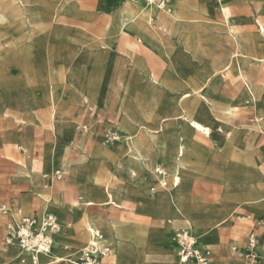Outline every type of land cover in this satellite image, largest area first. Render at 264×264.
Returning <instances> with one entry per match:
<instances>
[{"label":"rangeland","instance_id":"rangeland-1","mask_svg":"<svg viewBox=\"0 0 264 264\" xmlns=\"http://www.w3.org/2000/svg\"><path fill=\"white\" fill-rule=\"evenodd\" d=\"M153 1L156 10L150 0H0V203L27 214L53 208L65 234L52 255L61 258L62 251L69 259L51 264L79 258L91 218L100 226L122 222L124 241L132 239L135 257L113 248L115 264H177L165 240L171 218L154 212L142 188L191 206L200 220L190 223L179 212L174 220L202 231L205 248L217 250L206 251L210 264H251L246 238L264 208H249L245 196L256 181L264 204V54L234 37L250 33L257 40L258 34L264 43V0H222L232 7L230 23L219 0L163 2L172 9L183 4L181 16ZM126 9L135 20L127 30ZM187 92L194 96L183 111L176 103ZM186 114L212 138L190 129ZM109 129L126 135L108 143ZM141 137L143 166L135 165L132 177L136 156L126 140ZM157 162L170 169L177 187L158 186ZM46 175L49 184L63 182L48 186ZM108 185L126 206L112 205ZM28 193L33 206L18 199ZM11 213H0V264L20 257L17 246L3 243L8 226L24 218ZM213 221L221 224L218 236Z\"/></svg>","mask_w":264,"mask_h":264},{"label":"built area","instance_id":"built-area-1","mask_svg":"<svg viewBox=\"0 0 264 264\" xmlns=\"http://www.w3.org/2000/svg\"><path fill=\"white\" fill-rule=\"evenodd\" d=\"M124 136L125 132L113 129H109L106 134L108 143L120 141ZM155 173L162 177L166 176L167 171L161 166H157ZM62 178L63 174L59 172L57 179L61 180ZM9 212L8 204L0 203V213L7 215ZM259 228L264 229V219L256 222L255 228L247 238L246 259L251 264L260 262L257 251L259 245L257 229ZM61 231L62 225L53 213H45L40 217L23 218L20 222L8 226L4 245L6 247L17 246L21 252L29 255V258L22 257L21 264H42L40 256L50 254L53 247V235ZM171 240L176 247L179 264H210V254L198 247L197 239L189 230L175 231ZM65 249L68 250L69 248L66 247ZM112 254L111 245L106 244L100 247L98 244L92 243L84 249L76 262L78 264H114L109 260Z\"/></svg>","mask_w":264,"mask_h":264},{"label":"bare ground","instance_id":"bare-ground-1","mask_svg":"<svg viewBox=\"0 0 264 264\" xmlns=\"http://www.w3.org/2000/svg\"><path fill=\"white\" fill-rule=\"evenodd\" d=\"M171 1V0H170ZM161 3L163 2H167L166 0H160ZM216 3V2H215ZM219 3H220V10L223 12L224 14V20L226 21V23H230L231 21V18H232V7L230 5H227L225 4L222 0H219ZM229 3V2H228ZM150 9L151 10H156V4L154 3L153 0H150ZM183 5V4H182ZM181 3L180 5H178L179 7L178 8H175V9H172L170 7H168L167 4L163 3L162 5H160V9H164V10H170V12H175L177 13L176 16H181V11H183V7H182ZM220 12V11H219ZM133 13L130 9H126L124 10V15H126L127 17L130 18V20L133 19ZM185 15V14H184ZM129 22V21H128ZM125 30L128 29V26L127 24L125 25ZM260 28H261V36L264 40V24L263 23H260ZM240 34V33H239ZM236 41L238 40L235 39ZM125 42H127L128 44V48H130L131 50H133V43H131L130 40L128 39H125L124 40ZM239 44L240 41H239ZM238 46V45H237ZM143 48H140V50L142 51ZM143 52H146L144 49H143ZM147 55V54H146ZM259 63V62H258ZM262 66V65H261ZM243 74V73H242ZM262 80L261 79V73L259 74L258 78H257V81L256 83H254V85L252 87H254L255 85L258 84V82ZM243 81V80H242ZM245 82V81H244ZM251 84V83H250ZM251 87V88H252ZM259 87V86H258ZM185 97V96H184ZM207 101H209L207 99ZM184 102V101H183ZM55 107V106H54ZM53 115V114H52ZM56 116V115H55ZM183 118H185L186 121H189V128L196 131V132H202V133H207L209 134V136L211 137L212 136V133L209 129H207L206 127H203L202 125L198 124L195 120H190L188 119V115H184ZM165 129V128H164ZM147 138V137H146ZM195 139V138H194ZM145 142V137H141V139H139L138 141L134 140L133 138H129L128 140H126V143L128 144V148H129V152H131V154L135 155L136 156V162H134V165H133V169L131 170V175L132 177L133 176H137V172L136 170L134 169V166L135 165H141L143 166V164L140 162V159L139 157L137 156H142V152H141V149H140V145L143 146ZM152 147V146H151ZM155 147V146H154ZM160 147L161 149L164 151L166 150L167 148V142L166 140H163L161 143H160ZM242 149V148H241ZM28 151V149H27ZM128 151V150H127ZM250 151V150H249ZM145 152V151H144ZM177 157H176V162L178 164V167L176 169V173H175V176L176 177H179L180 176V167H182V163H181V159L184 155V145H180L179 148H178V152H177ZM130 154V155H131ZM249 157V156H248ZM251 157V156H250ZM255 159V158H254ZM257 165V164H256ZM261 171V169H259ZM263 171V170H262ZM261 171V172H262ZM263 175V174H262ZM169 173L167 172L166 176H162L160 179H161V183H162V186L163 188L166 185V182L168 184V178H169ZM264 176V175H263ZM166 180V182H165ZM250 182V180H249ZM251 184H248L250 186L249 190H248V194H246V200L248 202V206L249 208L251 209H254V210H257L259 208H264V205L261 203V191H260V184L256 183V181H251L250 182ZM262 186V185H261ZM143 191L147 192L150 196H151V205L153 207V210L156 214H158L159 216H161V218H165L166 216H169L170 218H172L173 220L175 218H177V212L181 213L185 219L192 223V222H195V220H200V218L198 216H194L192 214V209H191V206L190 205H181L178 201L176 200H172V201H167V200H164L163 198H161L158 194L154 193V189H151L150 190H147L145 188H142ZM106 190L108 191V194H109V197H110V200L112 202V205L119 208L120 206H126V204H123L121 203L120 201H118V198L116 197V195L112 192V189L111 187L108 185ZM115 191V190H114ZM122 194V193H121ZM244 196V195H243ZM225 199H227V197H225ZM242 199V198H241ZM246 203V202H245ZM79 207H81V204L78 205ZM198 206V205H197ZM201 207V205H200ZM11 211V209H10ZM18 215H20L21 217L23 216V213L21 211H18L17 212ZM88 217V216H87ZM24 218H29V217H24ZM103 217L102 216H99V220H103L102 219ZM106 220V219H105ZM100 223V222H99ZM119 224H122V222H109V221H103V225L100 226V224H98L94 218H91L89 220V223H88V235H89V242H88V245L89 244H92V243H96L100 246V241L103 240L104 238V234H108L109 237H112L114 238L117 242V248L120 249V252H122L123 254V251L124 250H127V249H124V238L122 237V233L121 231L119 230L118 226ZM218 225V226H217ZM221 224H219V222H212L210 226H214V229L216 231V234H218L217 230H218V227L220 226ZM212 230V231H213ZM110 241V240H109ZM108 242V241H107ZM242 242V241H241ZM104 243V242H103ZM102 243V244H103ZM54 244H55V234L53 235V247H54ZM200 244V243H199ZM201 245V244H200ZM240 245V244H239ZM243 246V245H242ZM52 247V249H53ZM102 247V246H100ZM116 248V249H117ZM126 248V247H125ZM175 248V247H174ZM84 251V250H83ZM83 251L81 252V255L83 253ZM161 251V250H160ZM170 251L173 253L171 247H170ZM175 251V250H174ZM257 251H258V246H257ZM174 254V253H173ZM49 255V254H48ZM50 255H52V250L50 252ZM56 255V254H54ZM79 255V257L81 256ZM124 255V254H123ZM161 256V255H160ZM159 256V257H160ZM241 256V254H240ZM133 257L134 256V250H133ZM132 257V259H133ZM20 257L17 258V261L20 263V260H19ZM27 258V257H26ZM158 261H163V259H158ZM73 264H78L76 261H74ZM232 264H241V262H235V263H232Z\"/></svg>","mask_w":264,"mask_h":264},{"label":"crops","instance_id":"crops-1","mask_svg":"<svg viewBox=\"0 0 264 264\" xmlns=\"http://www.w3.org/2000/svg\"><path fill=\"white\" fill-rule=\"evenodd\" d=\"M124 15V14H123ZM125 16H123V18H124ZM124 21H125V23L127 24V26H133V22L135 21L134 19H133V21H131L130 20V18L129 17H126V18H124ZM129 21V22H128ZM134 27V26H133ZM242 36L243 37V39H244V41H245V45H246V47L248 46V45H251V44H253V43H255L256 45H258L260 48H261V50H262V54H264V43H263V41L260 39V36L258 35V34H256L257 35V40H255V39H253V38H251V34L250 33H240V34H238L237 36H235L234 37V40L235 39H237V38H239V36ZM233 46H234V44H233ZM234 50H235V52H236V48H235V46H234ZM171 62V61H170ZM185 96V97H184ZM194 96V94H191L190 92H187V93H184L183 95H181L180 97H179V99H180V102L179 101H177V105H178V107L180 108V109H182L183 111L184 110H187V108H185V107H183V101H185V100H187V99H190V98H192ZM178 99V100H179ZM189 111V110H188ZM260 122V119H258V118H255V123H259ZM114 130V129H113ZM117 131H123V130H117ZM124 132V131H123ZM213 132V131H212ZM126 135V134H125ZM211 138H212V136H211ZM158 163V162H157ZM157 166H161L159 163L156 165V167ZM161 167H163V166H161ZM132 169H133V167H132ZM163 169H165L166 171H169L170 169L169 168H165V167H163ZM155 171V170H154ZM66 172V171H65ZM169 173V175H170V178L168 179V186H169V188H171L172 186L173 187H177V185H178V182L176 181V180H172V175H173V173L172 172H168ZM48 177V175H46L45 176V182H46V184L48 185V186H54V185H58V184H61L62 182H60V183H54V182H52L51 184H49L47 181H46V178ZM159 177V176H158ZM161 177H159L158 178V182H160L159 184H158V186H160V187H163L162 186V181H161V179H160ZM181 180H182V178H181ZM166 181V180H165ZM243 181H246V179L245 180H243ZM242 181V182H243ZM241 182V183H242ZM180 183H181V181H180ZM155 189V188H154ZM29 193H30V191H29ZM26 194V195H22L21 197H19L18 199H20L22 202H23V204L25 205V206H33L34 205V203H35V198H33V197H31L30 196V194ZM17 199V200H18ZM16 200V201H17ZM263 203H264V199H263ZM264 205V204H263ZM15 211L16 210H14V209H11V215H18V213H17V211H16V213H15ZM37 212H40V214H37ZM50 212H53L54 213V211H53V208L51 209V210H49V211H47V212H45V213H50ZM45 213H43V214H45ZM42 213H41V211H39L38 209H35L34 211H33V213H31V214H27L25 211L23 212V217H40V216H42L43 215ZM87 214H89V213H87ZM259 215H260V217L261 216H263L264 215V211L262 210V211H260L259 212ZM99 216H104L103 214L102 215H99ZM145 213H144V218H145ZM249 214H246V215H241V218L243 219V220H247V219H249ZM105 217V216H104ZM119 219H121L122 217H120V216H117ZM71 218V217H70ZM70 218H68V220L70 219ZM73 218V217H72ZM261 219H264V218H259V217H256V218H254V220H253V227H252V230L255 228V226H256V222L258 221V220H261ZM228 221H226V223H227ZM61 223V222H60ZM226 223L224 224V225H226ZM69 224H70V221H68V227H69ZM61 225H62V223H61ZM168 229H167V232H166V238H165V240H166V244H169V249H170V247H171V249H172V251H173V255H174V261L177 263V264H179L178 263V259H177V252H176V247H175V245L172 243V240H171V238H172V236H173V234H174V232L175 231H177V230H180V229H186V230H189L191 233H192V235L193 236H195V238L197 239V242H198V247L200 248V249H202V250H204V251H217V250H209V249H207V248H205V244H204V242L202 241V231H199V230H197L196 228H191V227H181L180 225H178L177 223H176V221L175 220H173L172 218L170 219V220H168ZM223 225V226H224ZM222 226V227H223ZM63 227V226H62ZM261 229L262 228H259V229H257V233H258V237H259V245H258V251L259 252H261L263 255H264V232H261ZM251 230V231H252ZM218 232V231H217ZM65 234V231H61V232H59V233H56L55 234V244H54V246L56 245V242H58V238H59V235L60 234ZM250 233V232H249ZM105 236H104V238H103V240H101L100 241V246H105L106 244H109V245H111L112 246V248H114V250H115V248L117 247V241L114 239V238H112V237H109L108 236V234L106 233V234H104ZM249 235V234H248ZM248 235H247V238H248ZM217 236H218V234H217ZM216 236V237H217ZM237 236V235H236ZM5 237V236H4ZM247 238H246V244H247ZM237 239V243L238 244H240L241 246H242V248H244V243L243 242H241L240 240H238V238H236ZM110 240V241H109ZM4 241V240H3ZM108 241V242H107ZM104 242V243H103ZM4 243V242H3ZM103 243V244H102ZM124 243V246L126 247V249L127 250H124L123 251V254H124V256L125 257H128V258H132L133 257V241H132V239H130V240H127V241H124L123 242ZM201 245H200V244ZM66 247H68L69 249L68 250H66L65 248ZM87 247V246H86ZM86 247H84L83 249H82V251L86 248ZM175 247V248H174ZM54 248V247H53ZM19 249V248H18ZM63 249H64V251H68V252H71V249H70V247L69 246H63ZM20 250V249H19ZM53 250V249H52ZM175 250V251H174ZM14 251V250H13ZM60 251H61V249H60ZM168 251V250H167ZM19 254H20V258H19V260H20V264H21V259H22V257H27V258H29V255L28 254H25V253H23V252H21V251H19ZM210 254V253H209ZM241 255H242V253H240ZM61 255H62V257L61 258H57L56 256H54V255H47V256H45V255H41L40 256V260H41V262H42V264H51V259H54V258H57V259H59V261H64V260H68L69 259V257H66L64 254H63V252L61 251ZM113 256H115L116 257V259L118 260V258H117V256L113 253ZM16 259V257H14V260H5L4 262H3V264L4 263H15L17 260H15ZM0 260H1V257H0ZM110 261L112 260V257L109 259ZM1 262H2V260H1ZM112 262V261H111ZM112 263H114V262H112ZM115 264V263H114ZM216 264H221V262H219V263H216Z\"/></svg>","mask_w":264,"mask_h":264}]
</instances>
